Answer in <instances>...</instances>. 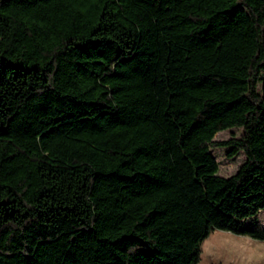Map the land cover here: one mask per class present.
<instances>
[{"label":"trees","instance_id":"1","mask_svg":"<svg viewBox=\"0 0 264 264\" xmlns=\"http://www.w3.org/2000/svg\"><path fill=\"white\" fill-rule=\"evenodd\" d=\"M263 70L264 0H0V264L264 241ZM222 146L245 155L227 177Z\"/></svg>","mask_w":264,"mask_h":264},{"label":"rangeland","instance_id":"2","mask_svg":"<svg viewBox=\"0 0 264 264\" xmlns=\"http://www.w3.org/2000/svg\"><path fill=\"white\" fill-rule=\"evenodd\" d=\"M264 82V70L258 84L260 89ZM242 130L239 128L225 129L214 135L215 141H227L235 137L240 138ZM230 146L211 149V154L218 163V175L230 176L234 174L244 162L245 155L242 151L230 156ZM247 224L256 223L264 227V209L254 217L247 219ZM200 260L198 264H264V241L237 235L223 230H214L202 242L200 247Z\"/></svg>","mask_w":264,"mask_h":264}]
</instances>
